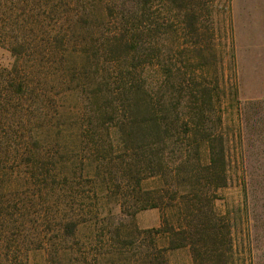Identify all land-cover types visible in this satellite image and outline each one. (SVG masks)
<instances>
[{
  "label": "trees",
  "instance_id": "16d2710c",
  "mask_svg": "<svg viewBox=\"0 0 264 264\" xmlns=\"http://www.w3.org/2000/svg\"><path fill=\"white\" fill-rule=\"evenodd\" d=\"M213 1L0 0V46L15 56L0 68V264H29L30 250L47 248L48 216L32 218L31 207L62 200L71 212L56 217L53 238L75 237L89 220L74 207L85 199L76 180L101 175L110 187L118 172L128 214L161 210L162 225L142 231L166 240L161 252L189 248L193 264L239 263L215 203L229 179L219 72H204L207 59L181 74L173 63L203 47L217 53L205 25ZM147 67L161 77L147 78ZM68 96L75 102L65 114L57 102ZM60 123L52 134L65 143L45 147ZM57 154L70 163L55 172ZM149 178L153 189L143 188Z\"/></svg>",
  "mask_w": 264,
  "mask_h": 264
},
{
  "label": "rangeland",
  "instance_id": "374dc122",
  "mask_svg": "<svg viewBox=\"0 0 264 264\" xmlns=\"http://www.w3.org/2000/svg\"><path fill=\"white\" fill-rule=\"evenodd\" d=\"M209 11L212 19L205 25L214 32L212 43L216 44L217 53L213 51L212 54L203 47L206 54L192 52V59L185 60L184 55L178 53L173 63L182 68L176 69V74H181L190 65L207 59L204 72L209 69L212 72L214 68L219 72L221 104L220 110L217 109L223 115L220 129L229 158V179L227 185L217 191L216 208L232 227L239 252L237 261L264 264V0H214ZM14 61L11 51L0 46V68L11 67ZM157 70L147 67L144 75L156 81L161 77V71ZM215 84L213 82L211 87ZM175 89L176 97H180L181 89L176 83ZM74 102V97L68 96L58 101L57 107L65 109L66 114ZM57 126L62 129L64 125L55 124L50 135H44L41 143L45 147L51 140L61 146L65 143L62 137L52 134ZM59 154L53 160L55 172L70 163L66 160L63 164ZM80 154L81 160L86 159L83 151ZM106 176L109 179L108 173ZM76 181L81 183V189L76 192L85 199L77 201L74 207L89 213V220L80 224L75 237H64L59 231L58 237L53 238L60 218L71 212L69 208L62 200V205H58L59 202L52 199L31 207L32 218L47 214L49 223L45 226L51 240L46 249L30 250L29 264H150L149 259L158 264L164 256L167 264H193L189 248L161 252L166 240L154 233L142 232L162 225L159 208L140 210L132 215L128 212L134 208L126 206L123 209L122 194L127 188L121 173L118 172L113 181L108 180L110 187L104 184L101 175L95 182L83 178ZM59 182L56 180L55 185ZM142 185L145 189H153L154 179H146ZM155 211L159 214L158 225H154Z\"/></svg>",
  "mask_w": 264,
  "mask_h": 264
},
{
  "label": "crops",
  "instance_id": "0c3cea01",
  "mask_svg": "<svg viewBox=\"0 0 264 264\" xmlns=\"http://www.w3.org/2000/svg\"><path fill=\"white\" fill-rule=\"evenodd\" d=\"M232 89H234V86H232ZM155 215H157V218L154 220V225H158L159 224V214L158 213H156V211H155Z\"/></svg>",
  "mask_w": 264,
  "mask_h": 264
}]
</instances>
